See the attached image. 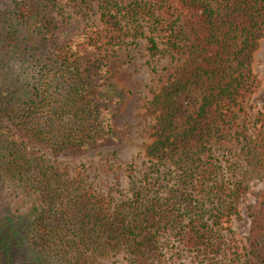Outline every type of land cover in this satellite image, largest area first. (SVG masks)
Here are the masks:
<instances>
[{"label": "trees", "instance_id": "1", "mask_svg": "<svg viewBox=\"0 0 264 264\" xmlns=\"http://www.w3.org/2000/svg\"><path fill=\"white\" fill-rule=\"evenodd\" d=\"M64 4L87 15L88 0L0 1V193L11 183L32 196L26 210L0 214V264H85L121 247L130 264H160L165 235L195 264H264V189L242 244L230 225L247 173L264 177V116L237 121L257 85L264 0H97L99 24L73 33L56 17ZM141 35L171 67L145 102L151 164L116 196L39 147L77 154L120 140L124 98L109 58ZM189 88L199 103L177 128L176 95Z\"/></svg>", "mask_w": 264, "mask_h": 264}, {"label": "rangeland", "instance_id": "2", "mask_svg": "<svg viewBox=\"0 0 264 264\" xmlns=\"http://www.w3.org/2000/svg\"><path fill=\"white\" fill-rule=\"evenodd\" d=\"M2 1V0H0ZM87 15L62 5V12L57 14L60 28L67 33L80 31L85 24H99L97 0H88ZM147 33V27L144 26ZM162 45V44H161ZM172 58L169 55L151 56L146 49L144 36L134 40L126 39L119 50L109 58V80L123 96L115 114V125L121 134L119 141L106 143L77 154H52L48 148L39 147L46 159L66 163L72 169H83L89 177L106 192L123 195L127 192L128 181L131 177H141L151 164L144 156V145L152 139L151 125L153 114L145 108V102L158 87L159 75L166 67H171ZM175 61V60H174ZM178 61V60H177ZM182 61V57L179 59ZM174 64V63H172ZM251 68L257 76V85L246 96L244 109L238 115V122L252 125L258 115L264 116V25L263 33L258 38L253 51ZM200 95L197 89L189 88L176 95L178 112L175 125L181 128L185 125L188 114L199 103ZM213 155L225 161L228 154L219 143L212 145ZM129 165H132L129 168ZM163 170V166H160ZM129 173L131 175L129 176ZM248 191L239 203V213L233 215L230 225L234 231L235 242L242 244L247 232L246 217L250 205L258 201L264 189V177L247 173ZM32 204V196L23 189L7 183L0 193V214L8 211L22 212ZM231 242V241H230ZM160 264H195L191 252L182 248L177 241L165 235L161 238ZM85 264H130L127 251L121 247L105 256L97 257Z\"/></svg>", "mask_w": 264, "mask_h": 264}]
</instances>
